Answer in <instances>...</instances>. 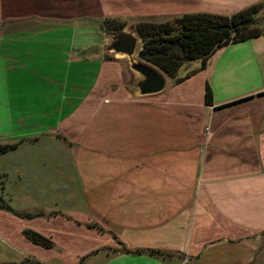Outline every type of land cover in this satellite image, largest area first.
I'll use <instances>...</instances> for the list:
<instances>
[{
  "label": "crops",
  "instance_id": "0c3cea01",
  "mask_svg": "<svg viewBox=\"0 0 264 264\" xmlns=\"http://www.w3.org/2000/svg\"><path fill=\"white\" fill-rule=\"evenodd\" d=\"M263 1L0 0L7 100L13 117L14 109L30 114L14 119L27 127L12 140L60 135L76 158L84 153L95 196L91 217L27 220L32 227L0 211V264H80L86 256H103V264H264V35L139 98L124 62L98 57L72 30L89 32L107 18L136 25L230 17ZM25 230L53 248L31 244Z\"/></svg>",
  "mask_w": 264,
  "mask_h": 264
},
{
  "label": "rangeland",
  "instance_id": "374dc122",
  "mask_svg": "<svg viewBox=\"0 0 264 264\" xmlns=\"http://www.w3.org/2000/svg\"><path fill=\"white\" fill-rule=\"evenodd\" d=\"M117 21L127 23L122 32L132 33L131 27L134 26L136 21L120 19ZM256 28L264 31V10L258 15ZM86 29L89 30L88 28ZM1 30L2 28L0 27V32ZM72 30L73 35L78 37L77 39L83 40L88 46L92 45L95 47L94 50H97L95 55H98V57L103 55L110 60L114 59L111 55H106L102 52L108 36L102 23H100L99 27L93 30L90 29L89 32H83L79 28ZM71 46L75 48L79 45L73 43ZM235 47L240 51L244 50L246 52L249 50L246 43H244L238 46L231 44L218 51L226 49L230 51L236 49ZM139 49L140 44L137 47V55ZM121 61L124 62L130 75V82H132V75L128 69L127 61ZM197 65L198 62L196 61L187 63L182 66L179 72L183 74L185 67L194 69ZM6 82L3 63L0 60V144L15 145V148L0 155V199L19 213L32 216L43 214L42 217H38L42 219L51 218L48 215L53 213L60 217H65L67 220L71 216L80 218L91 217L92 208L88 204V200L95 196L92 194V189H87L85 186V161L84 157H81L84 153H80L76 158L73 149L71 150L68 144H64V139L59 137L60 135L53 133L44 132L41 135H35L30 140L27 138L18 141L12 140L13 134L20 133L25 126L27 127L24 123L17 124L24 117L23 114L26 117L30 114H26L22 109H14L15 116H12L13 109H11L7 100ZM168 83L170 85L169 80L167 85ZM14 119L17 122L15 124ZM76 147L74 146V148ZM24 221L26 226L32 227L36 225L34 220V222ZM93 226V230L96 231L100 228L99 226ZM97 232L100 233L99 231ZM54 250L52 255L55 260H61L59 249L55 248ZM86 259L87 256L83 263L81 262L80 264H103L105 258L103 256L97 259L89 258L88 262H86Z\"/></svg>",
  "mask_w": 264,
  "mask_h": 264
},
{
  "label": "trees",
  "instance_id": "16d2710c",
  "mask_svg": "<svg viewBox=\"0 0 264 264\" xmlns=\"http://www.w3.org/2000/svg\"><path fill=\"white\" fill-rule=\"evenodd\" d=\"M264 10V1L230 17L210 14H184L180 17L161 21H140L131 27L132 33L140 40L138 59L159 70L172 85L181 84L195 75L191 73L179 78V70L187 63L199 62L203 70L207 60L218 50L231 45L257 39L264 31L256 28L258 15ZM103 27L107 34L122 32L127 23L115 19H104ZM204 103L212 104V94L206 88ZM15 148V145H1L0 155ZM0 211L7 212L19 219L31 220L43 214L32 216L15 211L0 199ZM57 216L50 214L48 217ZM94 226H88L93 229ZM102 233V229H97ZM23 236L31 244L46 250L53 248V242L30 230L23 231ZM116 240V237H114ZM151 254L156 255V252ZM18 264H41L33 259H25Z\"/></svg>",
  "mask_w": 264,
  "mask_h": 264
},
{
  "label": "water",
  "instance_id": "95a60500",
  "mask_svg": "<svg viewBox=\"0 0 264 264\" xmlns=\"http://www.w3.org/2000/svg\"><path fill=\"white\" fill-rule=\"evenodd\" d=\"M139 38L133 33L118 32L108 34L102 52L114 59L127 61L132 75L128 89L139 98L158 95L167 86V78L159 70L138 59ZM137 55V58H136Z\"/></svg>",
  "mask_w": 264,
  "mask_h": 264
}]
</instances>
